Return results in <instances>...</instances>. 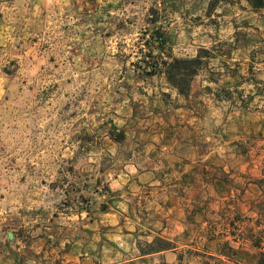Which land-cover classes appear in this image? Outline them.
Returning <instances> with one entry per match:
<instances>
[{
	"label": "rangeland",
	"instance_id": "obj_1",
	"mask_svg": "<svg viewBox=\"0 0 264 264\" xmlns=\"http://www.w3.org/2000/svg\"><path fill=\"white\" fill-rule=\"evenodd\" d=\"M157 29L164 44L154 41ZM202 50L210 55L188 95L164 73L146 75L151 64ZM180 118V136L190 139L187 186L171 167L169 134ZM144 161L160 166L154 198L174 195L169 214L184 228L141 239L144 253L174 245L179 264L258 263L264 8L247 0H0V241L11 231L16 248H30L24 261L42 264V244L56 258L85 235L88 218L115 208L107 180Z\"/></svg>",
	"mask_w": 264,
	"mask_h": 264
},
{
	"label": "crops",
	"instance_id": "obj_2",
	"mask_svg": "<svg viewBox=\"0 0 264 264\" xmlns=\"http://www.w3.org/2000/svg\"><path fill=\"white\" fill-rule=\"evenodd\" d=\"M198 86L205 87L192 84V91L197 90ZM201 95L196 94L194 97L206 102L207 99ZM174 97H177L178 101H188L177 92H174ZM213 101H216L215 98ZM184 123L185 120L181 118L173 122L174 129L169 134V141L170 155L174 161L172 170L181 172L183 179L179 180V184L187 186L190 183L184 175L187 173L189 178L191 152L188 149L190 139L180 136V128ZM202 161H206V157ZM198 162L200 163L201 159H198ZM154 164L153 167H148L145 161L124 164L118 173H114L107 180L115 208L102 211L99 219L88 218L89 222L84 226L85 235L68 242V246L64 244L60 255L54 259L49 256V249L42 244V249L35 250L37 254L42 253V264H179L178 246L173 245L167 250L152 253H144L140 247L141 239H148L147 242L151 244L160 236V231L171 237L184 233L182 223L174 214H169L175 209V196L170 195L163 202L154 198L152 188L164 185L158 173L160 166H157L156 162ZM14 239L15 234L8 231L4 240L0 241V264H41L29 258L24 261L23 255L28 247L22 243L16 248Z\"/></svg>",
	"mask_w": 264,
	"mask_h": 264
},
{
	"label": "trees",
	"instance_id": "obj_3",
	"mask_svg": "<svg viewBox=\"0 0 264 264\" xmlns=\"http://www.w3.org/2000/svg\"><path fill=\"white\" fill-rule=\"evenodd\" d=\"M252 7L256 10L264 8V0H247ZM154 41L160 38L162 44L165 43V38L161 34L160 29L155 30L153 33ZM210 55L208 50H202L195 58H172L171 61L162 60L155 64H151L150 70L146 71V75L153 76L157 73H164L167 77L168 83L178 90L179 94L188 95L191 87V83L194 78L199 74L203 67L204 59ZM110 138L116 142H121L124 140V134H110ZM171 247L161 248V250H167ZM158 249L157 251H159ZM153 250L148 253H152ZM143 252V251H142ZM146 253V252H145ZM257 264H264V252L259 256Z\"/></svg>",
	"mask_w": 264,
	"mask_h": 264
}]
</instances>
